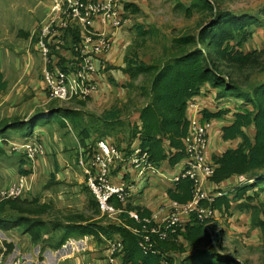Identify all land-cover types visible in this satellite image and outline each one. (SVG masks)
<instances>
[{
	"label": "trees",
	"instance_id": "16d2710c",
	"mask_svg": "<svg viewBox=\"0 0 264 264\" xmlns=\"http://www.w3.org/2000/svg\"><path fill=\"white\" fill-rule=\"evenodd\" d=\"M190 1L191 8L209 13L214 18L213 22L204 24L197 34L188 33L175 37L168 59L153 62L128 59L125 72L130 75V80L125 87L129 95L131 88L141 91L145 102L136 110L137 121L130 119L128 115L122 119L125 128L118 131L128 130L127 133L118 135L109 130V127L113 128L117 122H121L124 114L118 105L101 115V126L95 131L100 135L96 134L95 137L80 122L78 112L68 109L64 111V115L57 111L53 114L63 128L69 125L79 128L83 143L80 142L78 152L83 147L86 159H91L98 148V142L105 140L115 145L125 156L136 146H141L155 166L160 169L167 167L172 171L186 156L184 138L190 127L189 103L202 96L206 90H215L218 105L214 110L205 107L203 118L219 121L230 114L229 122L221 127V139L230 145L222 151H213L215 173L210 180L220 189H228L237 183L240 176L257 178L253 183L237 186L230 194L218 197L212 207L220 213L230 214V210L247 204L255 211L253 223L260 226L264 233V220L259 216L261 208L264 210V203L258 194L264 190V82L245 90L240 81L242 76L249 78L255 72L264 71V51L256 54L243 50V44L253 36L252 27L259 24V19L256 15L222 11L215 1ZM131 7L132 5H125L124 9L122 6L121 11L124 13ZM138 11L140 8L135 7L134 13ZM124 16L127 17L126 14ZM71 30H74L72 35L75 43L80 39V30ZM143 32L142 29L139 33ZM66 37L69 42L70 35L66 34ZM54 53L57 55L56 62L59 60V65L64 66L74 49L67 43L57 51L54 49ZM225 69L229 72H225ZM141 75H145L147 81L135 84ZM230 102L234 106H230ZM43 118L48 119L49 116L43 115ZM11 121L13 130L24 128L25 121L17 118ZM8 129H3L0 124L2 133ZM34 129L33 126L27 137ZM106 135L122 139L114 143L106 140ZM91 136L95 138L93 145L87 144ZM10 149L12 153L15 152L12 146ZM1 153L3 151L0 149ZM79 158L80 156L77 159L78 165ZM22 164H26V161L23 160ZM112 167L111 172L114 176L119 175V181H133L136 177L137 170L130 163L116 161ZM19 172L22 175L30 174L23 166ZM55 180L56 174L53 172L49 182ZM84 188L89 193L87 207L90 206L97 214L100 210L97 198L87 185ZM167 194L169 202L188 203L193 199L194 182L190 179H183L177 184L169 181ZM244 198L254 204L250 205ZM135 202L132 200L127 203L139 205ZM112 203L119 206L122 202L114 198ZM206 203L209 202L203 204ZM139 207L141 218L150 217L156 209L141 205ZM188 217L185 231H170V238L167 239L153 234L155 253H146L140 245L144 241L140 232L144 222L138 223L127 213H122L116 221L104 224L103 220L94 222L93 217L88 219L82 213H70L68 209L58 210L53 202L43 201L42 196L31 199L11 197L0 201V231L11 233L16 228L21 229L35 240L34 243L40 244L44 251L62 247L69 238L90 235L100 242L104 238L121 241L122 248L117 253L119 264H238L234 255L220 251L224 249L221 240L225 236L224 231L214 225L207 226V222L201 221L194 213ZM127 224L136 226L135 230L139 232L132 231ZM150 226L151 224L148 225ZM205 240L208 241L209 248L204 247ZM7 246L11 250L13 244L7 243Z\"/></svg>",
	"mask_w": 264,
	"mask_h": 264
},
{
	"label": "rangeland",
	"instance_id": "374dc122",
	"mask_svg": "<svg viewBox=\"0 0 264 264\" xmlns=\"http://www.w3.org/2000/svg\"><path fill=\"white\" fill-rule=\"evenodd\" d=\"M123 1L124 0H120L122 5ZM129 1L136 3L129 4L132 5V7L124 12V15L126 14L127 17L130 15L133 21L131 31H128V33L130 32L129 39L133 43L131 51H129V60L135 59L138 61L153 62L157 59H168L170 57L169 51L172 48V42L175 37L188 33L197 34L200 32L204 24H211L214 20L209 13L202 12L199 8H191L190 0ZM206 1H209V3L210 1H215L216 5L220 7L222 11H232L235 14H250L258 16L259 24L252 27L254 29L253 36L243 44V50L256 54H260L264 51V0H236L232 2L229 0ZM52 4L53 0H0V31H2L0 34H4V36L8 34L14 39V35L18 32L17 30H19V32H27L36 28L37 25L40 26V23L50 12ZM135 7H140V11L134 13ZM142 29L144 32L141 34L139 32ZM72 31L74 30L64 31L65 34L70 35L69 41L71 43H73L74 40ZM38 34L39 33H36L32 36L31 46H28L27 38L24 37L21 39L26 40L23 41L22 45L25 47L23 53L19 52L16 54L15 50H18L19 48L17 49L15 45L12 44L13 41H11V44L6 47L11 51L13 57L17 58L19 61H23L20 70L17 68L19 75H22L20 71H24L26 64L29 61V57L31 58L30 63H33L36 69L41 66L42 57L45 58L40 48L37 46ZM1 48L2 50L5 49L4 46ZM122 56L121 53V57ZM12 61L15 63L13 58ZM52 65L53 63H51V66ZM226 71L229 72L225 69V72ZM110 74V70H107L105 73L106 76H109ZM146 81V76L141 75L135 84L144 83ZM240 81L243 88L249 90L250 88L264 82V71L255 72L249 78L242 76ZM46 92L41 91L39 95L32 92L31 96L28 95L30 101L24 104L21 112L27 114L33 113V115L37 114V116L25 121L22 130H11V134H6L7 131L3 133L0 131V149L3 151V153L0 154V201L11 197H25L26 199H31L34 195H36V197L42 196L43 201L53 202L54 207L58 210L65 211L68 209L70 213H82L88 219L89 217H93L94 222H99V219L103 220L102 223L104 224L111 223V220L116 221L111 217L112 213L109 214V212H103L100 208L99 212L95 214L90 206L87 207L89 193L84 188L85 185H87L86 176L80 165L77 163V159L80 156L78 146L81 144L79 141L83 143V136L79 134V128L75 129L69 126L63 128L57 122V116L53 113L54 111L62 110V113L60 114L64 115V111L67 109L75 110L78 112L80 122L85 125L91 135L95 137L96 134L100 135V133H95V131L96 128H100L101 126V115H103L106 110H111L112 107L118 105V107L123 110L124 114L121 117V122H117L113 128L109 127V130L113 134L117 133L118 135H122V133L128 132V130H122L123 132L118 131L119 129L125 128L123 123L124 120L122 121V119L125 118V115H128L130 119L137 121L138 112L136 110L144 104L145 97L141 91L133 88H131L130 95L127 93V89L125 92L121 89L119 91L113 86V83L109 79L102 87H100L98 92L94 93L91 97H78L68 100L51 99L48 94L47 84ZM1 102H3V96L0 97V103ZM228 104L234 106L233 102ZM3 107L4 104L1 108ZM43 115H48L49 118L44 119ZM67 120L69 121V119ZM33 126L35 127L34 130H37L38 128L40 130V127L46 126L48 129L47 134L50 137L46 140L48 143V154L40 157V159L34 163L28 158V154L26 155L21 148L16 149L14 153H12L10 149L11 146L14 147L23 144L25 142L24 140L28 141L29 137H27V134ZM217 132L220 133V131L217 130L216 135ZM17 136H19L20 140L15 138ZM92 136L88 139L87 144L89 145H93L95 141V138H92ZM219 137L220 136H215L213 147H217L219 144L222 146L220 147L219 145L216 151H222L229 145L219 140ZM104 138L113 142L122 139L115 135H106ZM31 141L39 144L41 140L39 141L33 137V140ZM82 148L83 147H81V149ZM213 151L214 150L212 149V152ZM23 160L26 161V164H22ZM21 166L28 169L30 174H27L30 177H34L32 191L35 194H30V192L26 193V191L19 196H8L6 193L9 191L11 192L14 186L19 182V178L25 175H22L19 172ZM111 171H113V167ZM53 172L56 174V180L50 183L49 181ZM13 182H16V184H13ZM154 184L155 183L150 186H153ZM146 187H149V184ZM144 189L141 191V199L143 198L145 203L154 201L163 196V191H151L149 189L146 192V189ZM82 194H84L85 197H83ZM258 194L260 195V200L264 203V190L262 193L259 192ZM164 203L167 202L165 200L160 203L158 202L157 207ZM248 203L250 205L254 204V202ZM212 204L213 203H206V205H203L206 207H212ZM112 206L119 210L116 215L117 219L122 213L128 214L130 211L138 212L140 209V205L128 203H120L119 206L112 204ZM132 207L135 209H132ZM142 207L147 208L146 205H143ZM103 213H106L107 215ZM254 213L255 211L253 208L247 206V204H242L230 210V214L224 212L220 213L216 209L215 217L212 216L208 219L207 225H214L215 228L222 230L225 233L224 238H221L222 247L224 249H220V251L224 254L231 253L234 255L238 264H264V233L260 226H256L253 223ZM259 216L264 220L263 208H261ZM186 217L187 216H183L180 226L178 227V229H181L182 231H185V224L189 219V217ZM127 226L131 228L132 231L136 227L129 224H127ZM0 232V234H4V238H11L17 241H22V236L24 238L23 240L29 241L25 243L26 246H24V248L35 245L33 244L35 240H29L28 237L30 236L24 234L21 229L16 228L12 230L11 234L3 231ZM79 235L80 234H78V236ZM168 238H170V233ZM83 241L86 246L81 252L86 253L83 257L86 264H103V260L110 257L115 261V264H119V258L117 256L118 251L113 252V243L117 240L104 238V240L100 242L91 237L87 240L84 239L81 242ZM203 244L205 248L210 247L207 240H205ZM27 249L29 250V248ZM107 253H110V255H107Z\"/></svg>",
	"mask_w": 264,
	"mask_h": 264
},
{
	"label": "built area",
	"instance_id": "2783aa9c",
	"mask_svg": "<svg viewBox=\"0 0 264 264\" xmlns=\"http://www.w3.org/2000/svg\"><path fill=\"white\" fill-rule=\"evenodd\" d=\"M128 24L129 18L121 11L120 0H53L52 8L37 32L39 33L37 46L49 65L44 73L49 97L68 100L91 97L98 92L101 57L109 53L114 46L113 31L122 29ZM76 28L80 30V39L75 43L67 42L64 31ZM109 29L112 31L110 32ZM67 43L74 49V53L69 55L66 64L61 66L59 60L56 62L57 55L53 52L54 49L57 51ZM204 108L198 101L192 100L189 103L190 127L184 138L186 156L182 161L183 169L177 174L169 176L155 166L147 151L141 146H136L128 156H125L115 145L100 140L91 159L85 158L84 148L80 150L79 165L86 176L87 186L96 196L102 211L112 213L111 217L114 219H117L119 210L112 206V200L116 198L122 203L136 201L145 188V185L140 183L148 177L167 176L174 184L183 179L194 182L193 199L188 203L168 201L159 205L150 217L144 218H141L138 212H129L131 218L144 222V227L140 231L144 241L140 245L146 253H155L153 234L161 239H167L170 231L176 232L183 216L192 213L208 224V219L215 217L216 211L213 207L204 206V202L214 203L218 197L234 191L235 187L256 181L257 177L240 176L237 183L228 189L214 190L212 185L210 189L207 188L206 183L211 181L215 173L211 137L216 133V122L203 118ZM16 146L12 147L14 151L21 148L20 145ZM24 147L26 155L28 154V158L34 163L40 155L39 145L30 143ZM116 161L127 162L135 167L137 174L133 181L114 180L111 169ZM20 178L13 190L6 195L19 196L26 192L30 177L24 175ZM150 224L151 226L148 227ZM121 248V241H114L113 252ZM8 258L5 246H0V264H32L23 256L11 260ZM111 264H115V261L112 260Z\"/></svg>",
	"mask_w": 264,
	"mask_h": 264
},
{
	"label": "crops",
	"instance_id": "0c3cea01",
	"mask_svg": "<svg viewBox=\"0 0 264 264\" xmlns=\"http://www.w3.org/2000/svg\"><path fill=\"white\" fill-rule=\"evenodd\" d=\"M129 4H136V3L129 1V0H124L123 5L121 3V7L123 6L125 9V5H129ZM41 23H43V21ZM41 23H40V26H41ZM132 25H133V21L129 15V24L122 29L113 31L114 46L109 53L101 57L100 87H102L103 84H105V82L109 79L113 83V86L116 87L117 90L120 91L121 89L123 92L126 91L127 88L125 87V85L129 82L130 75H128L125 72V68L127 67V62L129 59L128 58L129 53H130L129 51H131V46L133 45V43L129 39L130 32L128 33V31H131ZM40 26L37 25L36 28H33V30L27 31V32H23V31L19 32V30H17L18 32L17 34L14 35L15 36L14 39L10 37L8 34H6V36H4V34H0V94H1L0 97L3 96V102L0 103V124L3 129L4 127L9 128L6 134H11L10 131L13 130V127L11 128V125L13 124L11 121L12 119L17 118L20 121L22 120L28 121L31 118L33 119V117L37 116V114L33 115V113H29V114L23 113L21 112V109L25 103H28V101H30V97H28V95L31 96L32 92L35 93L36 95H39L41 91L46 92V82L44 79L45 78L44 73L48 67V63L45 61V58L42 57L41 66L38 67V69H36L34 64L30 63L31 58L29 57V61L26 64L24 71L23 72L20 71L22 75H19L17 68L20 70L23 64V61H19L17 58L13 57V55H11V51L8 50L6 47H8L11 44L10 42L13 41L12 44H14L17 49L19 48L18 50H15L16 54H18L19 52L23 53V49L25 48L24 46H22L23 41L27 40L28 46H31L32 36L40 30ZM97 26H98V23H97ZM100 28L101 26L99 27V29ZM111 31L112 30H110V32ZM0 33H2V31H0ZM24 37L27 39L21 40ZM2 46H4L5 49L2 50L1 48ZM121 53L123 55L122 57H121ZM12 58L15 60V63L12 61ZM121 58H122V61H121ZM116 66H119V67H116ZM107 70L111 71V74L109 76L105 75ZM127 93H128V89H127ZM215 98H216L215 90H206V92L203 93L202 96L195 99L194 101H198L202 106L208 107L211 110H214L216 109L218 105V103L215 101ZM3 104H4V107L1 108ZM61 111L62 110H58L57 111L58 114L62 113ZM188 116H190V109H188ZM230 116L231 115L229 114L223 120H219V121L215 120L216 122L215 129L216 131L219 130L220 133L217 132V135L216 133H214L211 137V149H213L214 151L217 150L220 145L219 144L217 147H213L215 143V136H220L219 140L222 141L221 127L223 124H226L229 122L231 118ZM137 120H138V117H137ZM69 127L73 128L71 125H69ZM47 130L48 129L46 126L40 127V130L39 128L37 130H34L32 134H29L28 141L24 140L25 142L20 145L21 150H23L26 153V149L24 145L30 144V143L38 144L37 142L31 141L33 140V137L39 141L41 140L42 142L40 141V143L38 144L40 155L37 157L36 161L40 159V157L46 156V154H48V143L46 140L47 138H50V137L47 134ZM0 131L2 133V130ZM15 138L17 140H20L19 136ZM213 138H214V142H213ZM226 144H229V143H226ZM221 146L222 145H220V147ZM183 166L184 164L181 161L172 171H169V168L167 167L161 170L169 174L170 176V175L179 173L183 169ZM114 178L116 181H119L118 179L119 175H115ZM33 180H34V177L31 176L29 178V185L27 187L26 193L30 192V194H35L32 191L33 183H34ZM16 182H13V184H16ZM153 183L155 184L153 186H150ZM140 184L145 185L146 192L149 189L151 191H163L162 192L163 196H161L160 198H157L154 201H149L147 203L144 202L143 198L141 199L142 197L141 196L138 199H136L135 204H139L141 206L146 205L148 208L151 209L153 207H157L158 202L160 203L164 200L166 202L169 201V197L167 194V188L169 187V178L167 176L148 177L147 179L142 180ZM148 184H149V187H146ZM206 184H207L208 189H210L211 185L213 186L214 190L219 189V186H217L216 184H213L211 181L207 182ZM82 196L85 197L84 194H82ZM134 231L136 232L135 229ZM3 235L4 234H0V246L2 245L5 246L6 253L9 257L8 259L11 260L12 258L23 256L27 261H29L32 264H36V263L38 264H86L83 258L86 255V253L81 252L83 249H85L86 244L84 243V241L83 242L81 241L84 239L87 240L88 238H91L90 235L72 237V238H69L68 241L62 247L55 249V250L47 249L44 251L41 245L36 244V243H33L35 244L34 246H28L24 248V246H26L25 243L29 241L23 240L24 238L22 236H21L22 241L21 240L17 241L11 238H4ZM28 238L29 240H32L31 237H28ZM7 243L13 244L11 250L8 249ZM27 248H29V250ZM107 255H110V253H107ZM111 260H112L111 257L107 258L103 260L104 261L103 264H110Z\"/></svg>",
	"mask_w": 264,
	"mask_h": 264
},
{
	"label": "clouds",
	"instance_id": "9594fccd",
	"mask_svg": "<svg viewBox=\"0 0 264 264\" xmlns=\"http://www.w3.org/2000/svg\"><path fill=\"white\" fill-rule=\"evenodd\" d=\"M25 176H29V175H25Z\"/></svg>",
	"mask_w": 264,
	"mask_h": 264
},
{
	"label": "bare ground",
	"instance_id": "6f19581e",
	"mask_svg": "<svg viewBox=\"0 0 264 264\" xmlns=\"http://www.w3.org/2000/svg\"><path fill=\"white\" fill-rule=\"evenodd\" d=\"M253 183V182H252Z\"/></svg>",
	"mask_w": 264,
	"mask_h": 264
}]
</instances>
